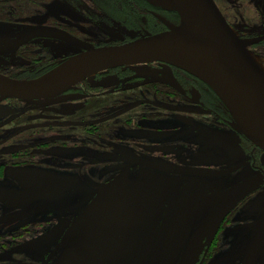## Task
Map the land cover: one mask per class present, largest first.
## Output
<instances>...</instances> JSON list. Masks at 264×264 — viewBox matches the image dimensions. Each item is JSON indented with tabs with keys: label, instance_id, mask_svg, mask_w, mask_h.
<instances>
[{
	"label": "rangeland",
	"instance_id": "obj_1",
	"mask_svg": "<svg viewBox=\"0 0 264 264\" xmlns=\"http://www.w3.org/2000/svg\"><path fill=\"white\" fill-rule=\"evenodd\" d=\"M142 1L156 5L148 0H0V71L9 73L10 78L30 79L42 74L45 64L52 68L78 54L79 50L62 39L45 35L27 37L37 26L71 27L92 47L117 45L108 36L111 30L122 34L135 31L141 36L143 23L151 29L153 25L151 18L139 16ZM217 3L236 34L250 41L244 47L264 69V0H217ZM120 5L121 10L115 9ZM20 10L26 18H19ZM171 27L174 26L169 25V29ZM23 37L29 38L28 42L14 50V44ZM151 67L139 64L115 68L89 76L84 83L94 94L125 97L154 94V108L130 105L127 110L134 111L142 121L145 119L146 125L174 129L176 134H181L184 138L181 143L190 150L186 151L182 164L177 165L165 157L154 158L151 152L144 151L141 159L129 157L138 161L136 166H115L109 158L115 150L95 148L92 151L86 146L76 151L61 145V141L72 143L73 133L89 136L84 127L91 123L87 119L80 130L76 128L75 102L63 103L54 98L25 103L8 100L0 104V163L15 161L13 154L29 150L31 146L38 154L30 166L17 168V183L8 179L9 169L5 167L0 192L30 183L32 188L28 190L34 192L37 200L44 196L42 204L32 209L33 214L52 209L62 216L76 215L73 226L65 230L64 235L58 234L56 227L60 223L55 220L56 226L49 229L48 234L52 236H48L47 241L20 246L16 250L17 257L1 253L0 263L32 259L37 263L75 264L84 251L89 228L87 206L102 189L111 186L110 210L90 264H264V152L238 130L236 121L217 98L213 96L215 100L209 101L203 97L196 101L193 88L170 73L169 67ZM157 75L160 80H156ZM110 82L120 87L103 92L96 90L99 85ZM156 83L160 86L153 85ZM203 85L207 86L204 82ZM208 99H212V95ZM93 101L91 99L90 104ZM31 109L40 113L52 111L54 117L44 123L36 120L38 116L28 117ZM25 111L26 115L21 117ZM60 112L66 116L57 121ZM100 112V118L110 116L114 117L113 121L123 119L124 123L128 118L126 114H114L113 109L107 113L108 110L101 107ZM178 113L193 116V124L178 123L174 120ZM224 113L232 118L226 122L228 127L218 118ZM211 124L218 133L209 129ZM30 128L40 132L31 134V146L26 140L30 137L20 135ZM43 142H48L49 146L41 148L39 144ZM250 145L255 147L258 169L252 166ZM80 155L83 159L77 162L76 157ZM61 159L67 160L64 163L67 167H61ZM71 167L74 170L70 171ZM141 171L147 176L142 177ZM109 174L110 180H102ZM73 175L78 179L73 187L54 196L47 194L49 188ZM239 191L242 196L237 198ZM6 206V203L0 204L1 212L7 213ZM39 207L44 208L39 210Z\"/></svg>",
	"mask_w": 264,
	"mask_h": 264
},
{
	"label": "flooded vegetation",
	"instance_id": "obj_2",
	"mask_svg": "<svg viewBox=\"0 0 264 264\" xmlns=\"http://www.w3.org/2000/svg\"><path fill=\"white\" fill-rule=\"evenodd\" d=\"M213 2L215 3L219 12L221 13V11L219 9V5L217 3V0H213ZM141 7H143V8L140 9L141 11L139 13V16H140V18H151L152 22H153L152 29L150 27L146 26L145 23H143L141 25L142 26L141 27V31H142L141 36L136 35L134 33L135 31L134 32L129 31V32H126L125 34H122L118 31H112L111 30L108 32V36L115 41L114 44L120 45L122 43L130 41L131 38L128 36L129 34L134 35L135 38L137 39V38H140L142 36H145L146 34L153 35V34L168 31L169 25L175 27V26H178L180 23V18L176 12L168 11V10L158 6V5H153V4L149 5V4L145 3L144 1L141 2ZM115 9L121 10L122 9L121 5H120V8L115 7ZM20 13H21V15L19 16V18H26V16L22 12V10L19 11V14ZM221 15L223 16V18L225 19L226 23L231 28L233 33L237 37H239V35L236 34V32L233 30V28L229 24L228 19L222 13H221ZM41 28H52V29L62 31V32L67 33L68 35L78 39L79 41L87 44L85 40H83L82 38H80V36L76 35V33L73 32L71 27L64 26V25L62 27L56 26V25L37 26V27L32 28L28 32L27 37L28 36L29 37L36 36V34L30 35V33L33 31V29L36 30V29H41ZM75 32H77V31H75ZM41 36H44V35H41ZM45 36L53 37V36L46 35V34H45ZM27 37H23L22 40L17 41L14 44V50H18V49H20V47L25 45V43L28 42V39H29ZM53 38H58V37H53ZM239 38L241 40H244L241 37H239ZM59 39H61V38H59ZM62 40L67 42L73 48L79 50L78 54L84 51L82 48H79V47L75 46L74 44L69 43L65 39H62ZM244 45H246V44H244ZM102 46H114V45L100 44L99 46H94V47H102ZM69 58H67V59H69ZM67 59H65L64 61H66ZM64 61H62L61 63H63ZM143 64H147V65H150L152 67H157V66L158 67L159 66L169 67L170 73L175 74L177 77L181 78V80H185L188 83L189 87L191 86L190 89L193 88V91L195 94L194 97H195L196 101L201 100V98L203 99V97L209 101H214L215 100L214 97H215L218 99V102L222 105V107H224L226 109V107L224 106L222 101L218 98V96L213 92V90L208 85L207 86L203 85L202 80H200L199 78L197 79L196 77L190 75L187 72H184L179 67H176V66H173L170 64H166V63H162V62H158V61L151 62V63H143ZM46 65L47 64H45L43 73L40 74L39 76L45 74L47 71L58 66V65H55L52 68L51 67L48 68L49 66L48 65L46 66ZM136 65H139V64H136ZM131 66H134V65H131ZM123 67H128V66H123ZM123 67H117V68H123ZM152 67H151V69H153ZM112 69H115V68H112ZM112 69L104 70V71L95 73L94 75L101 74L103 72H109ZM0 74L7 76V74H9V73H6V71H0ZM39 76L32 77L30 79H34V78H37ZM13 79H18V78L13 77ZM23 80H27V79H23ZM87 80H88V77L85 78L84 80H82L81 82L67 88L66 90H64L58 94L41 98V99L59 98L61 100V102H63V103L75 102L77 108L74 112V116L73 115L72 116L73 117L77 116L78 121L76 123L78 124V126L76 128H79V130L81 129L82 125L84 126L86 119H87V122H89V121L91 122L89 126H84L87 128V130H85V131H87V133L89 135L87 138L80 136V134L73 133V136H74L73 142L72 143H64L61 141L60 142V143H62L61 145H64L65 147L66 146L71 147L72 149H75L76 151H79L80 148L83 149V147H86V146L89 147V149H91L92 151H94L93 149H95V148L98 150L103 149V150H107L110 152L115 150L116 151L115 153L109 154V158L112 159L111 162H113L112 165H115V166H124V165L127 166L129 164L136 166L137 164H139V163H137L138 161L132 160V158H129V157L135 156L136 158L141 159L144 151H147L148 153L151 152L149 154L152 155L154 158H159V157L164 158L165 157L170 162H173L177 165L182 164V162L185 159L184 157L188 153V152L186 153V151H190V150L186 149L183 146V144L181 143L182 140L184 139L181 136V134L180 135L176 134L177 132H175L174 129H172V130H170L168 128L164 129V127H159L158 125H152V126L150 124L146 125V123L143 122L145 119L142 121L141 119H143V118L136 117L134 111H128L127 110V108H129L130 105H132L133 108H135V107L137 108L140 105H144L145 107L154 108L155 107V106H153L154 101H155L154 94L153 95H149V94L145 95V94L139 93V94H132V95H129L127 97H125L124 95H120V94H117V95H115V94H112V95L104 94V95H102L99 93L94 94L93 91H91L90 88L88 86H86V83H84ZM156 80H160V76L157 75ZM83 84H84V86H83ZM153 85H156V87L160 86L157 83L153 84ZM81 86H83V87H81ZM99 86L100 87L96 90H99L101 92H103L106 89L111 88V87H120V85L115 83V82H110L108 84L103 83L102 85H99ZM139 86L142 87L145 85H139ZM198 86L199 87L204 86V87H201L199 89ZM133 89H135V88H133ZM206 92L209 94H207ZM205 94H207V95H205ZM209 95H212V99H208ZM187 97L189 98V95H187ZM41 99H33V100H20V99H14V98L13 99H4V100L0 101V104L3 102H6L8 100L14 101L16 103H20V102L25 103L26 101H36V100H41ZM91 99H93L94 101L90 104L89 101ZM127 99H128V101H127ZM113 101L116 104H114ZM80 102H81V105H77ZM205 102H207V101H205ZM17 107H19V106H17ZM101 107L104 108L105 111L108 110L107 113H111V109H113L114 114H116V113L117 114H126L128 116V118L126 119V121L124 123L122 122L123 119L113 121L112 119L114 117L111 118L110 116L106 117V118H100L99 114L101 113L100 112ZM155 109H158V108H155ZM86 111H87V113H86ZM60 113H61V115L57 114V116L59 117V119L57 121L63 120V118L66 116L63 114V112H60ZM226 113H224L223 116L222 115L219 116L218 118H219V120H221L220 122L224 126L228 127L226 122H228L229 120L232 121V118H231L232 116L230 117L231 114L228 115ZM27 114H28V117H31V114L34 116H38V118L36 120L44 121V123L48 122L47 120H51V117L52 118L54 117L52 114V111H47L46 113H44V111H43L40 113L39 110H34V109L28 110ZM44 114H46V115H44ZM24 115H26V111L21 115V117ZM80 117H82V118L79 120ZM174 120H176L180 124L182 123L185 126H188V125L193 124L194 117L189 115V114L178 113L174 116ZM169 128H171V127H169ZM41 129H39V130H41ZM209 129H211L214 132H217V128L213 124H211ZM36 130L37 129H35V128H30V129L24 130V132L20 133V135H26V136L30 137V138H28L29 140L26 139L28 144L31 143V144H29L30 146L32 145V142L30 141L31 134L34 135L35 133H40L39 131H36ZM61 133H63V132H61ZM47 143L48 142H43V144L40 143L39 146L41 148H45V147L49 146V143L48 144ZM250 147L251 148H250L249 155L251 156L250 159L253 162L252 166H253V168L258 169L257 165L255 164V162H256L255 156H254L255 147H254V145H250ZM27 149H29V150L23 151V152L18 153V154H13L12 158L15 161H13L11 163H0V179L4 178L3 177L4 172H3V174H1V173L4 170V168L7 167V169H9L8 179H11L14 182H16V180H18L17 174L19 173V172H17V168L21 167L22 165H23L22 167L30 166L31 161L38 158V154H35V152L33 151L34 147L31 146ZM189 157H192V156H189ZM27 158H29L31 160H27ZM76 158H77V160H76L77 162L82 161V159H83V157H81V155L79 157H76ZM192 158H194V157H192ZM138 159H136V160H138ZM60 162H61V167H67L68 166V165L64 166V163L67 162V160L61 159ZM78 166L79 165L76 164L75 168H78ZM260 169H262V168H259V170ZM71 170H74V167H71L70 171ZM191 174H193V172H191ZM76 176L73 175V176H70L69 178H67L65 180H61L57 185L53 186L52 188H49V190L47 191V194H49L50 196H54L58 193H61L65 189H69V188L73 187L74 184H76L77 180H78ZM141 176L145 177V176H147V173L145 171H141ZM110 179L111 178H110V174H109L108 176H106L102 180L106 181V180H110ZM70 180H74V181L69 187H67L61 191H58V192H53L63 182L70 181ZM192 180L194 181L195 179L192 178ZM21 183L25 184L24 182H21ZM197 185H198V183H197ZM27 186H14L13 188H11L12 191L0 192V204L6 203V205H7L6 206L7 213L1 212V210L3 208L1 209V207H0V254L7 252L8 256L10 258L11 257H17L15 255L17 252L16 250L20 246L26 245L28 243H33V242L37 244L39 242L47 241L46 238L48 236H52V233L48 234L49 229L51 230L56 226V223H54L55 220H58L60 223L56 227V229H58V234L60 233V235L61 234L64 235V231L65 230L68 231L69 227L71 228L73 226L72 220L74 217H76V215L74 213L62 216V215H60L62 213L57 212V211L52 210V209H50V211L43 210L44 212L38 211L37 213L33 214L32 209L33 208L36 209L37 206L40 205V203L42 204L41 201H43V200H41V199H43L44 196L40 200H37V198L33 195L34 192H31L28 190L29 187L32 188L31 184L28 183ZM151 194H152V192H151ZM153 197L154 198H157V197L160 198L161 196H159V195L154 196L153 195ZM31 204H32V206H31ZM89 205L87 206L88 209H89ZM43 208L39 207L38 209L42 210ZM109 210H110V208H109ZM124 211L125 210H123L122 213H124ZM6 217H7V220L5 219ZM55 235H56V232H55ZM56 237H57V235H56ZM59 241H60V239H59ZM0 264H46V263L45 262L37 263V262L33 261L32 259H23V260H19V261L5 262V263H0Z\"/></svg>",
	"mask_w": 264,
	"mask_h": 264
},
{
	"label": "water",
	"instance_id": "obj_3",
	"mask_svg": "<svg viewBox=\"0 0 264 264\" xmlns=\"http://www.w3.org/2000/svg\"><path fill=\"white\" fill-rule=\"evenodd\" d=\"M172 1L174 7L169 10L179 15L178 26L137 39L129 34L131 40L120 45L92 47L56 29H33L30 35L46 34L65 39L84 51L34 79H13L0 74V101L13 98L33 100L55 95L95 73L117 67L156 61L181 69H184L182 65L197 66L242 99L252 135L235 119L238 130L264 152V73L252 60L242 40L228 26L213 0ZM73 181L63 182L53 192L69 187ZM111 194L112 187L108 186L90 203L84 251L75 264L93 261L101 227L109 213ZM240 194L239 191L236 197H241Z\"/></svg>",
	"mask_w": 264,
	"mask_h": 264
},
{
	"label": "bare ground",
	"instance_id": "obj_4",
	"mask_svg": "<svg viewBox=\"0 0 264 264\" xmlns=\"http://www.w3.org/2000/svg\"><path fill=\"white\" fill-rule=\"evenodd\" d=\"M148 1L154 4L163 5L167 9H171L174 7V3L172 0H148ZM242 42L243 44H247L250 41L242 40ZM250 57L264 73V69L259 65L258 60L252 57L251 55ZM182 66L185 70L189 71L194 76L204 81V83H206L218 96V98L222 101V103L224 104L226 109L230 112L234 120L236 119L243 126L245 131L249 135H252V128L250 125V121L248 119L246 112L243 110V101L241 98H239V96H237L232 92H229L226 88L222 86V84L216 78L210 75L206 70L197 66H191V65H182Z\"/></svg>",
	"mask_w": 264,
	"mask_h": 264
}]
</instances>
